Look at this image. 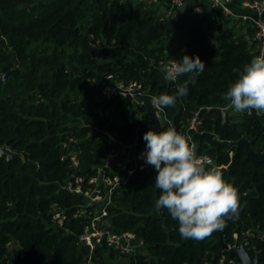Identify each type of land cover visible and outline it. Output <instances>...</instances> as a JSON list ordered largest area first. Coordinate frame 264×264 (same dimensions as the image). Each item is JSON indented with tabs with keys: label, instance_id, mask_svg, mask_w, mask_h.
<instances>
[{
	"label": "trees",
	"instance_id": "trees-1",
	"mask_svg": "<svg viewBox=\"0 0 264 264\" xmlns=\"http://www.w3.org/2000/svg\"><path fill=\"white\" fill-rule=\"evenodd\" d=\"M120 2L0 0V76L21 71L0 85V146L16 153L0 155V264H82L89 253L80 241L86 221L74 218V212L85 198L63 187L74 176L88 179L100 170L103 178H127L112 194L110 219L116 232L133 231L143 239L145 253L119 258L102 247L95 259L219 264L223 257L236 258L221 244L219 231L203 240L181 238L178 221L155 208L161 193L153 167L138 166L133 174V164L118 167L128 153L145 150V132L172 127L165 123L140 131L133 147L138 128L153 123L156 109L150 98L172 95L186 80L194 83L175 106L165 108L167 117L181 131L200 110L203 124L194 132L198 153L222 167L224 179L241 197L238 217L221 230L224 242L239 245L247 238L264 264V162L255 167L244 147L231 145L249 139L255 150L264 151V116L254 110L223 123L216 108L228 102L227 89L258 55L247 39L255 29L244 33L241 24L218 12L198 16L186 11L165 18L152 5ZM184 55H199L204 71L165 81L162 63ZM110 75L126 84L137 82L142 103L97 96L91 81ZM74 148L80 150L76 167L62 159ZM55 205L68 209L62 225L54 220Z\"/></svg>",
	"mask_w": 264,
	"mask_h": 264
},
{
	"label": "clouds",
	"instance_id": "clouds-1",
	"mask_svg": "<svg viewBox=\"0 0 264 264\" xmlns=\"http://www.w3.org/2000/svg\"><path fill=\"white\" fill-rule=\"evenodd\" d=\"M205 66L199 55H184L180 61H166L162 71L165 81L176 82L178 77L202 73ZM189 83L194 80L178 83L172 95H153L152 106L157 110L175 106L178 97L188 94ZM224 99L237 113H264V51L243 66ZM143 139L146 147L141 158L155 169L154 184L161 193L155 208L166 209L178 221L182 239L203 240L223 230L228 219L238 217L242 210L238 189L224 179L219 168L208 166L209 162L197 155L190 138L168 127L159 132L149 130Z\"/></svg>",
	"mask_w": 264,
	"mask_h": 264
},
{
	"label": "built area",
	"instance_id": "built-area-1",
	"mask_svg": "<svg viewBox=\"0 0 264 264\" xmlns=\"http://www.w3.org/2000/svg\"><path fill=\"white\" fill-rule=\"evenodd\" d=\"M124 1H131L138 5L145 3L156 7L158 10L163 9V13H160V10L159 13L165 18H173L186 11L192 12L198 16H204L208 13L216 14L218 12L223 17L229 18L236 23L242 25L247 24V29L250 27L254 28L255 33L253 37L247 35V39L256 45V52L258 55L261 51H264V0H121L120 3L123 4ZM237 1H240L241 8L248 9L254 14L240 13V11H237L233 7V4ZM162 64L165 65L164 62ZM90 85L95 94L99 97L117 96L131 99L136 105L142 103L139 96L144 92L137 82L126 84L122 81L113 80V76L110 75L104 76L102 79L95 78L91 81ZM229 105L230 101L225 105L216 106L218 111L222 114L223 123L229 122L233 115L239 114ZM208 109L210 108L208 107ZM253 112L254 110L244 113L252 114ZM155 114L158 116L161 125L169 123L176 129L173 122L168 119L165 108L163 110L156 109ZM257 114L264 116V113L257 112ZM202 124L203 120L200 115V110L198 109L194 112L193 117L188 120L187 126L178 132L190 138V143H194L196 146L197 155L208 161V166L215 167L216 161L213 158L207 154L198 153L197 145L194 140V132H197ZM142 152L128 153L124 163L120 162L118 167L123 168L129 164H133L134 168L129 170V174H133L134 169L138 166L141 169L151 168V166L147 165L145 160L141 158ZM79 153L80 150L74 148L62 159L70 160L72 165L76 167L79 164ZM108 159H112V155L108 156ZM225 168H227V166H225ZM102 175L103 170L99 171V175L92 176L88 179L74 176L75 180L67 182L63 187L71 193L85 198V204L77 206L74 212V218H85L86 221L84 230L80 234V241L82 245L89 248V253L82 264H106L101 259H95L96 250L102 247L114 250L119 258L145 253V242L143 239L138 238L133 231L116 232L110 219L109 206L113 203L112 194L117 186L127 183V178L116 175L111 179L103 178ZM85 181L88 182L87 188L84 185ZM67 211L68 209L55 205L52 210L54 220L61 225L64 224L67 218ZM241 244H245L253 256L258 255L257 252L253 254V250H256V246L251 245L247 238H244ZM241 244L229 246L232 248L233 246H240ZM219 264L241 263L238 262L237 258L228 259L223 257Z\"/></svg>",
	"mask_w": 264,
	"mask_h": 264
},
{
	"label": "water",
	"instance_id": "water-1",
	"mask_svg": "<svg viewBox=\"0 0 264 264\" xmlns=\"http://www.w3.org/2000/svg\"><path fill=\"white\" fill-rule=\"evenodd\" d=\"M39 0H36L38 2ZM28 7V5H26ZM222 25H219V30L221 29ZM21 74V71L19 68L10 70L6 73H3L0 76V85L4 83L7 85V80L13 76H18ZM151 118L153 120L152 124H147L145 126H140L137 130V138L135 139V142L133 143V147H136L138 145L139 139H140V131L147 130V129H156L161 127L160 120L156 114L152 113ZM231 145L233 147H244L247 152L248 158H250L254 164L255 167H258V165L262 162H264V151L258 149L255 150L253 147V140L249 139H242L240 141L232 142ZM16 153L10 150L7 147H1L0 146V155H8L9 157L14 156ZM219 233L221 235L220 242L223 245L225 249H228L231 253H233L238 262L241 264H263L261 262V259L259 255H252L245 244H241L240 246H233L230 248L228 244L224 242V239L222 237L223 232L219 230Z\"/></svg>",
	"mask_w": 264,
	"mask_h": 264
},
{
	"label": "crops",
	"instance_id": "crops-1",
	"mask_svg": "<svg viewBox=\"0 0 264 264\" xmlns=\"http://www.w3.org/2000/svg\"><path fill=\"white\" fill-rule=\"evenodd\" d=\"M233 7L237 10V11H240V13L242 12V13H247V14H254L252 11H249L248 9H244V8H241V6H240V1H237V2H235L234 4H233ZM241 29H242V31H244V33L246 32V30H247V24H241Z\"/></svg>",
	"mask_w": 264,
	"mask_h": 264
},
{
	"label": "rangeland",
	"instance_id": "rangeland-1",
	"mask_svg": "<svg viewBox=\"0 0 264 264\" xmlns=\"http://www.w3.org/2000/svg\"><path fill=\"white\" fill-rule=\"evenodd\" d=\"M159 10H160V13H163V11H164L163 9H159ZM168 44H171V42H168ZM106 258H107V260H108L109 263H113L114 262V261H112V259L110 258V256H107Z\"/></svg>",
	"mask_w": 264,
	"mask_h": 264
}]
</instances>
